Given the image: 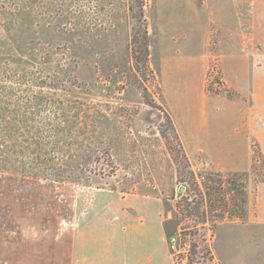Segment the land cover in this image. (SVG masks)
Segmentation results:
<instances>
[{"label": "rangeland", "instance_id": "obj_1", "mask_svg": "<svg viewBox=\"0 0 264 264\" xmlns=\"http://www.w3.org/2000/svg\"><path fill=\"white\" fill-rule=\"evenodd\" d=\"M137 13L135 0H0V228L69 225L97 195L158 200L176 264L196 215L182 222L178 205L202 198L225 218L214 231L220 263L253 264L254 252L245 260L232 249L231 233L257 226L236 219L228 179L246 174L253 217L264 175V0H146L155 78L131 57ZM157 107L188 139L189 167Z\"/></svg>", "mask_w": 264, "mask_h": 264}, {"label": "crops", "instance_id": "obj_2", "mask_svg": "<svg viewBox=\"0 0 264 264\" xmlns=\"http://www.w3.org/2000/svg\"><path fill=\"white\" fill-rule=\"evenodd\" d=\"M225 82L236 92L237 85L232 80L226 77ZM170 117L188 159V139L180 132L173 114ZM255 194V215L249 217L247 210L241 224L257 228L231 233L232 249L236 247V257L241 253L245 260L250 259L248 253L254 252L253 264H264V181L256 184ZM118 200L94 196L81 217L77 218L74 209L69 225L54 221L41 231L33 228L39 223L29 222L17 235L0 228V264H173L159 201L127 197ZM23 218L32 219L30 215Z\"/></svg>", "mask_w": 264, "mask_h": 264}, {"label": "trees", "instance_id": "obj_3", "mask_svg": "<svg viewBox=\"0 0 264 264\" xmlns=\"http://www.w3.org/2000/svg\"><path fill=\"white\" fill-rule=\"evenodd\" d=\"M137 3L138 13V29L134 33L132 39H131V57L134 60V63L136 64L137 69L139 68V65L142 66V68L148 70L152 77H154L153 71L150 68L149 63V41H148V30H147V22L144 16V7L146 0H135ZM133 47H136L137 49H133ZM155 78V77H154ZM159 110L162 111V119L165 122L167 132L170 134L171 139L174 141L177 152L183 159V161L187 164L186 166H190L188 159L184 153L182 144L180 142V139L177 135V132L175 130L173 121L169 115V113L164 110L162 107H157ZM162 137L166 139V133L165 131L162 132ZM171 151V149H170ZM233 176L234 179H228L231 181L232 186L236 187L237 195L232 197V201H235V208H237V215L235 216L237 218L244 219V215H246L245 211V203H246V191L244 190V186H242V181L246 174L242 173H235L233 175H230V177ZM236 178V179H235ZM230 181L228 182V185H230ZM264 181V175L262 176V179L260 182ZM206 181L202 182L203 186L206 185ZM233 182V183H232ZM240 182V185L239 183ZM196 192H199L198 185H193ZM206 188V187H204ZM210 196V194H208ZM189 198H185L184 205L180 206L178 205V208L182 211L180 213L182 222H185V219L188 220L193 215H187L190 211H194L196 213L195 219H192L191 222L192 225H188L182 229V232H180L179 235V244L180 249L181 246L184 247L182 250L184 251V255L179 259H177L176 264H221L220 261L217 259L215 251H214V231L219 222H222L225 220L223 216H211L209 213H207V210H211L212 207L211 204H209V199H202L198 201L195 205V207L190 208V204L187 203ZM201 210L202 213H199ZM180 211V212H181ZM232 219V218H231ZM182 224V223H181ZM186 224V223H185ZM184 224V225H185ZM173 240V239H172ZM182 254L181 251H179L178 255Z\"/></svg>", "mask_w": 264, "mask_h": 264}, {"label": "built area", "instance_id": "obj_4", "mask_svg": "<svg viewBox=\"0 0 264 264\" xmlns=\"http://www.w3.org/2000/svg\"><path fill=\"white\" fill-rule=\"evenodd\" d=\"M172 247H174V246L172 245Z\"/></svg>", "mask_w": 264, "mask_h": 264}]
</instances>
